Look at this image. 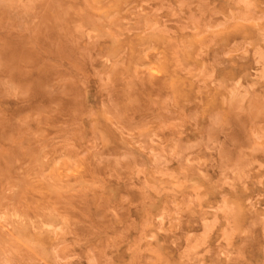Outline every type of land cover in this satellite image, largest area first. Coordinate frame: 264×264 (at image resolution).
Instances as JSON below:
<instances>
[{
    "label": "rangeland",
    "instance_id": "1",
    "mask_svg": "<svg viewBox=\"0 0 264 264\" xmlns=\"http://www.w3.org/2000/svg\"><path fill=\"white\" fill-rule=\"evenodd\" d=\"M0 264H264V0H0Z\"/></svg>",
    "mask_w": 264,
    "mask_h": 264
},
{
    "label": "bare ground",
    "instance_id": "2",
    "mask_svg": "<svg viewBox=\"0 0 264 264\" xmlns=\"http://www.w3.org/2000/svg\"><path fill=\"white\" fill-rule=\"evenodd\" d=\"M130 176V175H129ZM221 183V182H220ZM16 217V216H15ZM202 254V253H201ZM37 261V260H36ZM103 263V262H102Z\"/></svg>",
    "mask_w": 264,
    "mask_h": 264
}]
</instances>
